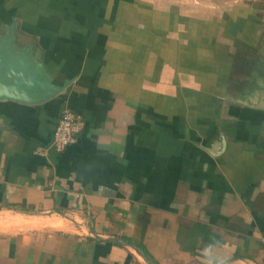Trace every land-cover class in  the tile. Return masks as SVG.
<instances>
[{"label": "crops", "instance_id": "crops-1", "mask_svg": "<svg viewBox=\"0 0 264 264\" xmlns=\"http://www.w3.org/2000/svg\"><path fill=\"white\" fill-rule=\"evenodd\" d=\"M258 45L264 0H0V55L62 88L0 98V264H264Z\"/></svg>", "mask_w": 264, "mask_h": 264}, {"label": "water", "instance_id": "water-1", "mask_svg": "<svg viewBox=\"0 0 264 264\" xmlns=\"http://www.w3.org/2000/svg\"><path fill=\"white\" fill-rule=\"evenodd\" d=\"M22 55L8 51L0 55V98H9L26 103L43 102L62 88L54 87L48 80L39 79L41 70L29 67ZM41 91L38 93L37 89Z\"/></svg>", "mask_w": 264, "mask_h": 264}, {"label": "built area", "instance_id": "built-area-1", "mask_svg": "<svg viewBox=\"0 0 264 264\" xmlns=\"http://www.w3.org/2000/svg\"><path fill=\"white\" fill-rule=\"evenodd\" d=\"M84 121L72 111L65 107L60 114L53 132L50 148L56 152L63 151L68 145L76 141L78 133L83 128Z\"/></svg>", "mask_w": 264, "mask_h": 264}, {"label": "rangeland", "instance_id": "rangeland-1", "mask_svg": "<svg viewBox=\"0 0 264 264\" xmlns=\"http://www.w3.org/2000/svg\"><path fill=\"white\" fill-rule=\"evenodd\" d=\"M258 48H259V51L257 52V54H258V58L260 59L261 57V51H262V49H263V51H264V46L262 47L261 45H258ZM255 68H258V65L257 66H255ZM260 68V67H259ZM256 72H255V74H257V76L255 77V79H254V81L253 82H249V83H254L255 84V82L257 83H260V80H261V78H260V75H261V73H260V71L259 70H255ZM239 75H237V78L239 79V80H234L233 81V86H236V85H234L235 83H236V81H238L237 83H239V82H241V81H243L245 78H246V76H245V72H241V73H238ZM241 84H243V83H240V85ZM244 85H245V82H244ZM247 85V84H246ZM245 85V86H246ZM49 217L50 218H52V220H54L55 221V225H52V223H49L48 222V219H49ZM1 219V218H0ZM58 219H60L61 220V218L59 217V216H56V215H50V216H43V217H39V218H35V219H33V221L35 220V221H38V223H32L31 221H30V224H16V225H12V227L13 228H11V230H31V229H33V228H35V229H52V228H54V227H58L59 225H56L57 224V222H59V221H57ZM5 226H7L6 224H2V222L0 221V228H3V227H5Z\"/></svg>", "mask_w": 264, "mask_h": 264}]
</instances>
